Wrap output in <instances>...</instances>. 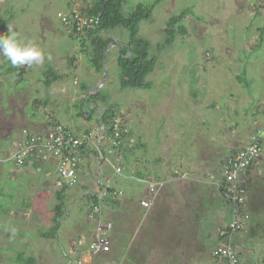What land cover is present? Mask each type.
Masks as SVG:
<instances>
[{
  "label": "rangeland",
  "instance_id": "obj_1",
  "mask_svg": "<svg viewBox=\"0 0 264 264\" xmlns=\"http://www.w3.org/2000/svg\"><path fill=\"white\" fill-rule=\"evenodd\" d=\"M153 1L126 0L123 11L129 13L137 4ZM88 3L93 0H0V34L2 20L8 18L5 36L14 34L18 41L36 45L44 55L42 64L16 66L17 71L10 73L7 70L13 66L0 55V264H11L20 251L33 255L36 264L68 263L56 240L39 236L53 226L57 189L44 181L52 184L54 172L48 170L39 175L30 167L18 168L11 161V154L18 133L32 130L28 124L30 116L42 114L44 120L46 111L55 123L73 131L90 129L98 134L95 125L100 112L95 108L91 119L84 118L93 109L90 103L83 102V88L92 89L104 75H97L90 67L89 50L81 49L77 36L59 17L68 16L71 10H82ZM186 9L190 14L181 21L185 33L165 45L167 21ZM263 27L264 0H161L153 11V19L140 24L139 36L150 43L149 55L157 62L147 77L150 88L146 90L120 88L119 50L112 45L107 55V77L100 91L117 110L119 124L127 129L123 145L131 172L150 168L142 156H161V161L168 163L167 156L184 153L192 159L207 153L226 154L242 148L253 131L264 127V35L259 42V29ZM110 34L117 42H128L129 35L124 30ZM48 67L59 78L45 87L44 73ZM117 156L116 163L124 168V158L119 153ZM101 170L108 176L113 172L104 164ZM97 171L95 160L87 164L82 158L81 186L68 191L69 199L74 201L68 204V214L57 231L73 264L77 259L74 245L81 241L85 248L95 236L94 231L88 233L91 209L82 197L86 192L82 187L98 192ZM217 178L220 179L219 173ZM113 182L112 187L117 189V178ZM206 188L207 228L213 233L207 243L214 249L230 212L220 199L212 198L213 187ZM248 188L247 228L236 235V242L257 243L264 251V142L249 172ZM141 189L145 190L143 186ZM109 211L107 208L106 214L98 217L113 226ZM217 213L221 221L216 220ZM113 233L112 230L108 234L110 253L105 257L99 255V259L97 256L91 264H120ZM153 259L147 258L143 264H155Z\"/></svg>",
  "mask_w": 264,
  "mask_h": 264
},
{
  "label": "crops",
  "instance_id": "obj_2",
  "mask_svg": "<svg viewBox=\"0 0 264 264\" xmlns=\"http://www.w3.org/2000/svg\"><path fill=\"white\" fill-rule=\"evenodd\" d=\"M49 114L46 111L47 116L44 117L46 118L44 120H42L44 116L42 114L40 117L31 115L28 124L32 131L39 133L47 131L51 123L55 122L54 117ZM47 117L49 118L47 119ZM32 120L34 121L30 124ZM95 126L96 128L100 127L98 123ZM87 130L89 129L74 133L83 134ZM18 138L19 136H17ZM124 142L125 140L121 145L120 151L118 150L116 154L117 156L120 152L124 158V168H122L123 164L121 165L118 162L122 169V174L117 177L113 174L111 176L105 174L103 181V184H106L107 180H109L112 187L113 181L117 178V189L115 190L123 193L116 205L103 204V215L106 214L107 208L110 210L108 216L113 223V231L116 232V235H112V239L115 243L117 242L119 247L120 264L125 261V264H143L147 258H154L152 262L155 264H224L212 256L214 249L208 246L207 243L208 238L213 233L209 232L207 228L208 192L206 187L212 186L215 192L210 193L212 198L217 197L220 199L219 191L215 184L219 182V179H216V173H220V166L225 160L233 156L247 143L242 148L232 149L231 152L228 151L226 154L220 153V156H211L209 153L194 159L190 158L187 153L180 154V156H167L168 163H163L161 156H142L145 160L144 163L150 168L142 171L135 169L131 172L130 160L124 150ZM103 146L104 148L109 146L108 139L104 140ZM88 156H90V159L84 157V155L80 156V162L82 158H85L87 164H90L92 160H96L92 153L88 152ZM220 162L221 165L219 164ZM26 167H30L31 170H37L36 172L40 173L39 175H41V172L53 171L56 176L53 183L44 182L53 187L55 186L57 179L56 159L48 156L39 163H28ZM48 175L49 173L46 174V176ZM147 181H165L166 183L165 187L158 192L154 205L150 209H144L140 206V201L148 196ZM80 182L79 175V186H81ZM96 183L99 184L100 182ZM141 186L145 189L143 192ZM84 191H86L85 194L94 193L88 188L84 189ZM214 216L217 218L216 220L221 218L218 213ZM149 218H153V220L150 221L151 219ZM228 222L229 219L225 222L222 229ZM87 224L91 225L88 233L92 232L93 234L94 231L95 235L94 222L90 220L88 222L87 220ZM144 224L146 226L142 232L140 228ZM222 229L218 233L217 243H219V235ZM237 245L240 249L242 264H264V251L259 244L247 245L240 241L239 243L237 242ZM217 246L218 244L213 248Z\"/></svg>",
  "mask_w": 264,
  "mask_h": 264
},
{
  "label": "built area",
  "instance_id": "obj_3",
  "mask_svg": "<svg viewBox=\"0 0 264 264\" xmlns=\"http://www.w3.org/2000/svg\"><path fill=\"white\" fill-rule=\"evenodd\" d=\"M61 22L70 27L77 37L84 36L85 31L92 28L96 18L89 17L82 10H71L68 16L59 15ZM113 140L111 149L120 143L122 129L119 122L115 120L112 124ZM264 141V127L252 133L248 143L239 151L229 157L220 168L219 182L215 183L219 196L225 206L231 210V221L228 226L220 232L222 243L214 250L213 256L224 261L226 264H240V256L237 247L233 244L232 238L235 234L245 229L248 214L247 205V182L248 173L256 163L262 151ZM98 140L92 135L76 136L68 128L61 125L54 126L49 133L38 135L23 130L21 137L15 143L11 159L17 166L23 167L29 159L42 161L48 156L57 160V189H71L79 182V156L81 147L86 144L89 148H97ZM109 149V153H111ZM116 175L121 174V168L111 164ZM110 181L105 186L109 188ZM164 181L148 183V196L140 201V206L150 209L158 192L164 188ZM121 192H114L109 195L112 200L117 199ZM101 214L100 205H93L89 219L96 223L95 236L87 244L85 249L79 250L78 243L76 251L80 252L77 264H89L95 257L110 252L111 244L109 233L112 230L111 222H102L98 217Z\"/></svg>",
  "mask_w": 264,
  "mask_h": 264
},
{
  "label": "trees",
  "instance_id": "obj_4",
  "mask_svg": "<svg viewBox=\"0 0 264 264\" xmlns=\"http://www.w3.org/2000/svg\"><path fill=\"white\" fill-rule=\"evenodd\" d=\"M160 1L161 0H154L152 3L148 4H137L134 9L129 13H124L123 11L124 5L126 4V0H93V3H88L86 5V8H80L89 17L96 18L94 26L86 30L84 36H79L75 38L82 50H89L87 63L92 69H94L97 75H103V58L106 50L112 45L110 32L115 30H124L128 33L129 38L127 42L128 46H122L120 48V53L118 54L119 57L117 59V66L119 69V86L122 90H146L150 88V84L149 82H147V77L152 74L157 65V62L154 57H150V43L146 39H143L139 36V31L141 23L149 22L151 19H153V11ZM252 1L256 2V0ZM189 14V9H186L183 10L179 15L171 17L167 21L166 28L164 30L166 39L165 45H170L177 35H183L185 33V28L183 24H181V21L186 15ZM8 21V18L2 20L1 34L3 35H5L4 28ZM176 27L177 30H175ZM259 31L261 33V36H259V42L262 43L264 27L260 28ZM129 49L131 50V55L129 54ZM11 71L16 72L17 67L13 66L11 69L7 70V72L9 73ZM23 71L24 72L22 73H25L26 70ZM44 74L46 76L43 81L45 87H49L53 82H55L59 78L51 67H48ZM88 89L89 88L86 87L83 88V95ZM92 99L96 103H102V105L104 106V109L100 110L98 120L100 119L101 125L104 127V129H106L107 136H111L110 121H113L115 119L116 112L113 109V106L110 105L109 98L102 96L100 92L97 95L92 96ZM86 102L90 103L89 100H87ZM93 112L90 116H87L86 118L91 119ZM123 137H126V135L124 134ZM120 149L121 147L119 148V151ZM88 152L89 151H84L83 155L84 157L89 159L90 156H88ZM100 186H102V184ZM82 188L87 189L85 185ZM69 190L63 188L58 189L56 191L54 195L56 203L52 208L53 226L49 228L46 232L39 234L41 238L56 240L61 249H63L64 246L61 245L58 240L57 231L61 225V220L64 216L68 214V204L74 201L72 199H69ZM106 192L107 194L104 196H102V194L92 192L87 193L82 197L89 202L91 209L93 205H100L105 203H109V205H116V203H118L116 201L117 199L112 200L111 198H109V195L114 193L113 190H106ZM101 213H103V209ZM113 232V234L116 235V232ZM62 251L63 254L67 257V264H69V260H73V258L68 256L67 251ZM109 253L110 252L101 254V256L105 257V255ZM99 258L100 257L98 255V259ZM36 262L37 260L33 255L27 256L22 251L17 252L16 256L11 259V264H36Z\"/></svg>",
  "mask_w": 264,
  "mask_h": 264
},
{
  "label": "clouds",
  "instance_id": "obj_5",
  "mask_svg": "<svg viewBox=\"0 0 264 264\" xmlns=\"http://www.w3.org/2000/svg\"><path fill=\"white\" fill-rule=\"evenodd\" d=\"M9 31H11V30H9ZM111 39H112V44H113V39H114V37H112L111 36ZM119 43V48L115 45V46H113V47H115V48H118V50H119V53H120V48L123 46H128L127 45V43H125V44H122L121 42H118ZM110 49L112 48V45L109 47ZM107 49L108 50V52H107V54H106V68H107V55H108V53H109V50L110 49ZM130 50V49H129ZM130 52H131V50H130ZM130 55H131V53H129ZM0 55H2L3 57H5V58H7V60L8 61H10V63H11V65L12 66H23V65H32V64H42L43 63V61H44V55H43V53H42V51L36 46V45H34V44H24L22 41H18L17 39H16V37H15V35L13 34V35H7V36H5V35H3V34H0ZM103 70H104V61H103ZM151 75V74H150ZM100 79V78H99ZM105 81V80H104ZM101 82V81H100ZM100 82H98V84L100 83ZM98 84H96L94 87H96ZM103 84H104V82H103ZM103 84H102V86L99 88V90H98V92H96V93H92V92H90V94H89V96L87 97V100H90V99H92V96H94V95H97L98 93H100L101 91H100V89H102V87H103ZM94 87H92V89H94ZM91 88L90 89H88L86 92H85V96H86V93L87 92H89L90 90H92ZM136 90H144V89H136ZM85 98V97H84ZM83 98V99H84ZM87 100H85V101H87ZM93 100V99H92ZM84 101V102H85ZM96 105V104H95ZM97 105H98V107H99V112H100V110H101V105H102V103H97ZM97 109V108H96ZM113 109H114V107H113ZM115 110V109H114ZM94 111V110H93ZM92 111V112H93ZM115 112H116V116H117V110H115ZM92 114V113H91ZM87 116H90V114H85V118L87 117ZM86 119H88V118H86ZM97 120H98V118H97ZM115 120H117V117H115V119L113 120V121H110V123H111V128H110V131H111V136H107V132H106V129H104V127L101 125V122H100V119L98 120V126H100V127H98L97 128V130H98V134H94L93 132H91L90 131V129L89 130H87L86 131V133H83V134H75L74 132H76V131H73L72 129H70L69 127H67V126H64V125H62V124H59V123H55V122H52L51 123V125H50V127L48 128V130L47 131H45V132H41V133H39V132H35V131H32L31 129H23V130H27V131H29V132H31V133H33V134H38V135H43V134H47V133H49L50 132V130L54 127V126H56V125H61V126H63V127H66V128H68L70 131H72L76 136H81V135H92L93 137H94V139H96V140H98V143H97V148H95V147H91V148H89L86 144H84L82 147H81V154H80V156H82L83 155V152L84 151H89V153H92L93 155H94V157L96 158L97 156H99V153L100 152H103L104 153V165L105 166H108L110 169H112V167H111V165H110V163L111 164H114V165H116L117 167H120L117 163H116V161H115V158H116V154H117V152H118V150H119V148L121 147V145H122V143H123V141L125 140V137H123V135L125 134L126 135V137L128 136V134H127V129L126 128H124L123 127V125L122 124H119L120 125V128L122 129V133H121V139H120V143H119V145L117 146V147H114V148H112L111 149V143H112V140H113V132H112V124H113V122L115 121ZM118 121V120H117ZM23 130L22 131H20V134H19V138L21 137V135H22V132H23ZM101 131V133H100V131ZM88 132V133H87ZM253 132H255V131H253ZM252 135V134H251ZM18 138V139H19ZM250 138V137H249ZM18 139L16 138V140H15V143L18 141ZM105 139H108L109 140V146L108 147H106V148H104V146H103V143H104V140ZM249 141V140H248ZM264 142V141H263ZM248 143V142H247ZM262 145H263V143H262ZM109 149H111L110 151H111V153H109ZM13 150H14V148H13ZM239 151V150H238ZM95 152V153H94ZM80 156H79V169H80ZM107 157H111L110 159H107ZM90 159V158H89ZM7 161H8V159H7ZM11 161L12 162H14L12 159H11ZM96 161V163H97V160H95ZM9 162V161H8ZM30 162H37V163H39V161H36V160H31V159H29V161H27L26 162V164L23 166V167H25L28 163H30ZM225 162V161H224ZM223 162V163H224ZM15 163V162H14ZM222 163V164H223ZM15 165H16V163H15ZM97 165H98V163H97ZM17 166V165H16ZM103 166V165H102ZM222 166V165H221ZM18 168H22V167H19V166H17ZM121 171H122V169H121ZM98 172V179H97V181L96 182H100L99 183V190H98V192H96V191H94V193H98V194H102V196H104V195H106L107 194V192L105 191V184H103V181H104V177H105V173L101 170V168H100V171L98 170L97 171ZM79 174V173H78ZM112 174L114 175V176H118V175H116L115 173H114V170H113V172H112ZM121 174H122V172H121ZM120 174V175H121ZM249 174V173H248ZM219 175H220V173H219ZM249 176V175H248ZM100 177H102V181H100ZM165 182V181H164ZM79 183V182H78ZM147 183V185H148V183H149V181H147L146 182ZM97 184V183H96ZM102 184V186H100ZM78 185V184H77ZM76 185V186H77ZM166 185V184H165ZM75 186V187H76ZM97 186H98V184H97ZM165 187V186H164ZM74 188V187H73ZM57 189V188H56ZM72 189V188H71ZM113 190V192H116L117 190H115L114 188H112L111 186H110V184H109V188L108 189H106V190ZM247 189H248V191H249V188H248V182H247ZM58 190V189H57ZM67 190H69V189H67ZM117 192H120V191H117ZM123 193L121 192V195H122ZM120 195V196H121ZM218 195H219V193H218ZM120 196L117 198V200L120 198ZM219 198H220V196H219ZM221 199V198H220ZM221 202H222V199H221ZM223 203V202H222ZM224 204V203H223ZM101 205V204H100ZM247 205H248V203H247ZM247 205H246V210H247ZM101 206H103V204L101 205ZM227 207V206H226ZM89 209H91L90 208V205H89ZM230 209V208H229ZM101 211H102V207H101ZM230 212H231V210H230ZM231 217H230V219H229V222L231 221ZM90 221H92V220H90ZM229 222L227 223V225L224 227V228H226L227 226H228V224H229ZM112 228H113V226H112ZM223 228V229H224ZM246 228H247V223H246V226H245V229L244 230H242L241 232H239L240 234H242V233H244V231L246 230ZM222 229V230H223ZM221 230V231H222ZM112 231V230H111ZM111 233V232H110ZM239 233H237V234H239ZM237 234H235L234 236H233V238H232V242H233V244L237 247V250H238V253H239V256H240V249H239V247H238V245H237V242H236V235ZM220 236V235H219ZM93 239V238H92ZM91 239V240H92ZM81 242V241H80ZM79 243V242H78ZM78 243L77 244H75L74 245V250H75V252H76V254H77V259L79 258V254H80V252H77L76 251V247H78ZM222 243V237L220 236V240H219V244H218V246L220 245ZM84 246V245H83ZM217 246V247H218ZM216 247V248H217ZM79 248V250H82V249H85V248H83L82 247V245L80 246V247H78ZM216 248H214V250L216 249ZM63 250V249H62ZM214 250L212 251V256H213V252H214ZM214 257V256H213ZM96 258V257H95ZM216 260H218V261H220V262H222V263H224V264H226L224 261H222V260H220L219 258H217V257H214ZM77 259L75 260V264H77L76 263V261H77ZM71 263H69V264H73V260H69ZM92 262V261H91ZM91 262L89 263V264H91ZM240 264H242L241 263V256H240Z\"/></svg>",
  "mask_w": 264,
  "mask_h": 264
},
{
  "label": "water",
  "instance_id": "obj_6",
  "mask_svg": "<svg viewBox=\"0 0 264 264\" xmlns=\"http://www.w3.org/2000/svg\"><path fill=\"white\" fill-rule=\"evenodd\" d=\"M112 45H114V46L116 45L118 48L120 46L119 43L115 39H113V44ZM107 52H108V50H106L105 55H104V58H103V61H104V70H103L104 78H103V80L96 87H94V89H92V90H90L89 92L86 93V96L83 99V102L85 100H87V97L89 96L90 92H92V93L98 92L99 88L102 86L104 80L107 77V68H106V54H107ZM129 53H131L130 50H129ZM96 160H97V163H98V170L100 171V168L102 167V165L104 163V153L103 152H100L99 153V156L96 157ZM100 181H102V177H100ZM69 263H71V262L69 261Z\"/></svg>",
  "mask_w": 264,
  "mask_h": 264
},
{
  "label": "flooded vegetation",
  "instance_id": "obj_7",
  "mask_svg": "<svg viewBox=\"0 0 264 264\" xmlns=\"http://www.w3.org/2000/svg\"><path fill=\"white\" fill-rule=\"evenodd\" d=\"M89 102H90V104L92 105V109H93V110H94L95 108H97V109L99 110V107H98L97 103H96L94 100L90 99ZM95 104H96V105H95ZM93 110H92V111H93ZM90 115H91V114H90Z\"/></svg>",
  "mask_w": 264,
  "mask_h": 264
}]
</instances>
